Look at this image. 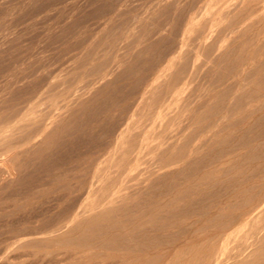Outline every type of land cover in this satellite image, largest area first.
Returning a JSON list of instances; mask_svg holds the SVG:
<instances>
[{"label":"rangeland","instance_id":"rangeland-1","mask_svg":"<svg viewBox=\"0 0 264 264\" xmlns=\"http://www.w3.org/2000/svg\"><path fill=\"white\" fill-rule=\"evenodd\" d=\"M225 12H227V16ZM200 22L202 23L200 24ZM249 23L250 26H248ZM214 26L216 27L214 28ZM245 26H247L248 33H246ZM208 29L210 30L208 31ZM222 40L223 42H221ZM248 40L250 43L247 42ZM262 52H264V0H0V120L8 122L7 124L12 122L26 124L28 117L25 115L19 118L16 113L18 109L26 106L28 101L34 103L32 108L34 114L42 115H44L47 106L50 107V103H48L50 97H53L51 102H55L58 97L64 98L65 95H68L67 103L70 105L76 98L87 101L83 110L69 109L64 113L63 127L66 129L69 127L70 132L57 145L55 141L60 133L56 131L58 130L56 125L59 124H55L58 121L55 119L53 127L56 130L51 133L55 139L45 150V153L39 155L42 158L37 155L31 156L32 158L30 156L21 158V155L18 154L28 143L31 144L32 141H35L28 139V133L32 130L30 125L25 128H16L9 133L7 131L10 126L5 123L0 124L2 132L7 129L6 133L0 136L1 141L6 135L9 136L6 146L4 142H0V169L4 165L8 167V173L0 174V241L7 237V233H5L8 228L6 227L7 222L8 225L10 222L15 225L25 221L29 225L45 227L48 231L54 230L56 222L60 219L68 224L83 199L82 188L87 187L95 165L99 168V176L94 179L96 183L95 195L85 201L82 210L89 209L94 203H106L109 194L115 193L114 197L117 198L109 217L98 218L102 220L97 222L98 219H96L90 225L82 224L75 228L72 226L66 234V239L53 241L50 247H33L35 250L50 253L46 257L36 259L24 256L20 250L11 249L9 243L1 242L0 264H8L9 261V264H30L32 261L35 262L32 264H122V262L123 264H176L177 262L191 264L201 253L213 250L214 247L209 244L210 242H194L193 246L179 248L175 256L170 254L165 258H157L156 255L164 248V244L159 242V235L164 232L154 228L167 221L203 219L206 212H209L207 216L212 219V222H207L208 225L214 226L221 220V217H213L216 216L213 213L220 209L227 214L247 210L250 205L245 200H250L261 190L260 184H264V170L261 171V168H264V135L259 136L260 133L264 134V120H262L264 119V115H262L264 114V94H259L264 92L261 89L262 86L264 88V53ZM195 54L196 56H194ZM229 54L234 57L228 56ZM82 55H87L89 61L82 64L79 60ZM236 56H240L239 59ZM200 58L203 59L200 60ZM215 60L217 61L215 62ZM199 62H202V66ZM239 69H242L245 74L249 73L253 76L244 80L242 77L232 75L235 70ZM156 73L162 74L160 78L161 92L153 96L151 101L149 100L150 106L146 107V110L141 115L139 114L140 116L138 114L132 116V122L135 124L126 133L124 140L126 137L127 143L128 141H136V143L140 141L145 126L149 125L155 119L157 112L164 108L167 101L166 94L170 90L179 93L176 102L177 108L171 105V112L166 119H163V126L147 135L148 140L146 141L149 144L144 149H140L141 153L133 167H130L133 165L132 163L118 166L123 150L112 151L114 138L123 123L130 117L132 108H135L137 99L146 84L156 76ZM259 74L260 77H258ZM256 77L258 78L255 79ZM253 81L261 83L258 86L257 82V86L262 92L254 93L257 86ZM49 82L53 83L54 91L47 99L39 102L38 98ZM252 83L253 85H251ZM227 85L231 88L227 89ZM247 88L252 92L246 90ZM212 89L214 90L212 91ZM248 93L252 98L248 97ZM252 93L253 95H251ZM73 94L76 96H72ZM242 94L245 96H239ZM258 96L261 97L258 98ZM205 98L206 101H204ZM216 98L218 100H215ZM241 98L244 99L241 100ZM250 100L251 102H249ZM236 103H238L237 106H235ZM244 103L246 104L243 105ZM256 105L260 107L257 108ZM197 106H199L198 109ZM256 108L259 110L257 113L254 112ZM216 109L222 111L218 110L219 112H217ZM227 110L232 111L229 113ZM237 110H239V114ZM249 110L253 112L252 115ZM246 113L248 117L245 115ZM207 114L208 116H206ZM205 116L207 118L204 119ZM193 117H196L193 122L198 119L200 125L208 124L210 126L208 129L201 130L193 128ZM255 118L257 119L254 121ZM209 121L211 122L209 123ZM215 122L217 123L215 124ZM116 126L118 127L114 128ZM235 129L237 131L234 132ZM202 130L204 131L202 132ZM197 131L199 133L194 136ZM242 133L244 137L241 135ZM247 136L249 137L246 138ZM173 137H176V143L180 142L186 145V154L194 150L188 154L190 162L173 158L177 152L175 148L167 149L165 156L161 157L156 146H152L153 143L155 145L168 138L170 141ZM206 138L208 140H205ZM244 138L246 141L248 139V142L250 139L251 141L247 143ZM18 140L21 141L18 142ZM204 140L207 142L202 146ZM242 141L243 147L240 146L243 143L239 144ZM238 144L242 148L238 147ZM198 146L200 148L195 150ZM222 149L225 151L222 152ZM226 150L227 152L231 150V153L225 154ZM216 151L218 153L221 151V153L218 154ZM206 152L207 155H205ZM100 160L102 162L98 164ZM189 164L193 165L189 166ZM257 164L260 166L258 169ZM253 166L257 170H253ZM5 168L1 171H6ZM83 168L86 169L85 173L82 172ZM130 168L132 169L130 170ZM217 170H221V172L217 173ZM250 170L255 172L251 173ZM190 171L192 172L190 173ZM247 173L249 175L243 177ZM212 174L213 176H211ZM175 175L177 177L174 179ZM158 176L159 178H157ZM252 176L254 177L250 179L249 177ZM121 177L123 178L121 179ZM164 177L167 178L162 180ZM2 178L7 182L1 180ZM241 178H245L246 181L244 179L242 181ZM170 179H172V183L169 186ZM157 181L159 183H156ZM233 181L240 183L237 184ZM78 182L81 184V188L79 196L76 197L70 189ZM119 182L123 183L119 185ZM230 182L233 185H229ZM159 184L163 186H159ZM211 184L212 186H210ZM66 185H71V187L62 190L61 186ZM224 185L227 186L223 187ZM116 190L118 191L115 192ZM145 192L149 193L145 195ZM193 200L197 204H194ZM193 209L199 210L194 211ZM168 216L170 217L166 218ZM260 218H264V212ZM13 224L9 226L12 227ZM138 225H142L144 230L136 231L134 228ZM248 229L249 226L242 228L243 232ZM147 232L150 234H144ZM202 234L204 236L205 232ZM164 235H167L166 232ZM125 238L127 239L124 241ZM128 238L132 240L129 241ZM250 240L248 239V241ZM135 248L136 250H134ZM4 250L7 254L4 253ZM188 251L189 253H187ZM49 260L51 261L49 262ZM248 261L252 264H264V255L261 252H255Z\"/></svg>","mask_w":264,"mask_h":264},{"label":"bare ground","instance_id":"bare-ground-1","mask_svg":"<svg viewBox=\"0 0 264 264\" xmlns=\"http://www.w3.org/2000/svg\"><path fill=\"white\" fill-rule=\"evenodd\" d=\"M209 1V0H208ZM218 1V0H217ZM220 3H221V1H219ZM228 2V1H227ZM224 3V2H223ZM239 4V3H238ZM207 5V4H206ZM213 5H215V4H213ZM212 5V6H213ZM230 6V5H229ZM228 6V7H229ZM211 7V6H210ZM214 7V6H213ZM215 7H216V5H215ZM243 7V6H242ZM241 7V8H242ZM225 8V7H224ZM204 9V8H203ZM207 9V8H206ZM205 9V10H206ZM235 9V8H234ZM233 9V10H234ZM243 9H245V8H243ZM243 9H241L242 11H244ZM204 10V11H205ZM212 10V9H211ZM226 10V9H225ZM232 10V11H233ZM237 10V9H236ZM239 10V9H238ZM258 10V9H257ZM208 11H209V9H208ZM215 11V10H214ZM222 11V10H221ZM224 11V10H223ZM242 11H241V13H242ZM205 12H207V11H205ZM228 12V11H227ZM227 12H225L226 13V16H227ZM245 12V11H244ZM231 13V12H230ZM261 13V12H260ZM209 14V13H208ZM220 14V13H219ZM229 14V13H228ZM234 14V13H233ZM239 14V13H238ZM248 14V13H247ZM202 15H204V14H202ZM230 15V14H229ZM232 15V14H231ZM249 15H250V13H249ZM207 16V15H206ZM206 16H204L205 18H206ZM237 16V15H236ZM242 16V15H241ZM114 17V16H113ZM222 17H223V15H222ZM238 17V16H237ZM243 17H244V15H243ZM191 18H192V16H191ZM198 18V17H197ZM219 18H220V16H219ZM224 18V17H223ZM189 20H190V18H188ZM188 19H187V22H188ZM240 19V18H239ZM252 19V18H251ZM194 20V19H193ZM206 20V19H205ZM216 20H217V17H216ZM245 20V19H244ZM247 20H248V18H247ZM195 22H196V20H194ZM193 21V22H194ZM201 21V20H200ZM204 21V20H203ZM207 21V20H206ZM214 21V20H213ZM219 21V20H218ZM227 21H228V19H227ZM227 21L225 22L226 24H227ZM241 21V20H240ZM243 21V20H242ZM241 21V22H242ZM79 22V21H78ZM217 22V21H216ZM220 22V21H219ZM253 22V21H252ZM251 22V23H252ZM202 22H200V24H201ZM218 23V22H217ZM240 23V22H239ZM256 23H257V21H256ZM186 24V23H185ZM204 24V23H203ZM241 24V23H240ZM247 24V23H246ZM186 25H188V24H186ZM193 25V24H192ZM210 25H212V24H210ZM215 25V24H214ZM236 25H238V24H236ZM252 25V24H251ZM256 25V24H255ZM198 26H200V25H198ZM217 26H219V25H217ZM240 26V25H239ZM243 26V25H242ZM248 26H250V23H249V25ZM253 26V25H252ZM188 27V26H187ZM202 27V26H201ZM216 26H214V28H215ZM223 27H224V25H223ZM229 27V26H228ZM230 27H232V26H230ZM246 27V30H247V26H245ZM197 28H199V27H197ZM196 28V29H197ZM208 28V27H207ZM220 28V27H219ZM218 28V29H219ZM236 28H237V26H236ZM239 28V27H238ZM206 29V28H205ZM204 29V30H205ZM230 29V28H229ZM228 29V30H229ZM233 29V28H232ZM184 30H185V28H184ZM190 30H192L191 28H190ZM189 30V31H190ZM207 30V29H206ZM210 29H208V31H209ZM240 30H241V28H240ZM116 31V30H115ZM196 31V30H195ZM217 31V30H216ZM227 31V30H226ZM198 32H200L199 30H198ZM218 32V31H217ZM239 32V31H238ZM249 31L247 30L246 31V33H248ZM261 32V31H260ZM193 33H195V32H193ZM203 33H204V31H203ZM206 33V32H205ZM233 33V32H232ZM235 33V32H234ZM108 34V33H107ZM196 34V33H195ZM198 34V33H197ZM211 34V33H210ZM215 34V33H214ZM73 35V34H72ZM202 35V34H201ZM204 35V34H203ZM254 35V34H253ZM112 36V35H111ZM184 36V35H183ZM221 36H223V35H221ZM249 36V35H248ZM182 37V36H181ZM180 37V38H181ZM211 37V36H210ZM117 38V37H116ZM185 38V37H184ZM192 38V37H191ZM202 38H204V37H202ZM201 38V39H202ZM187 39V38H186ZM189 39H190V37H189ZM211 39H213V37H211ZM210 39V40H211ZM248 39V38H247ZM99 40V39H98ZM182 39H180V41H181ZM192 40V39H191ZM198 40V39H197ZM193 41H195V40H193ZM192 41V42H193ZM225 41V40H224ZM252 41H254V39H252ZM251 41V42H252ZM182 42V41H181ZM188 42V41H187ZM191 42V43H192ZM202 42V41H201ZM204 42V41H203ZM213 42V41H212ZM221 42H223V40L221 41ZM247 42H249V40L247 41ZM183 43V42H182ZM210 43V42H209ZM250 43V42H249ZM193 45V44H192ZM220 45V44H219ZM247 45V44H246ZM251 45V44H250ZM202 46V45H201ZM221 46V45H220ZM224 46V45H223ZM243 46V45H242ZM241 46V47H242ZM184 47H185V45H184ZM190 47V46H189ZM188 47V48H189ZM197 47H198V45H197ZM200 47V46H199ZM208 47H210V46H208ZM207 47V48H208ZM216 47H217V45H216ZM246 47V46H245ZM179 48H180V46H179ZM179 48H177V49H179ZM183 48V47H182ZM225 48V47H224ZM223 48V49H224ZM251 48V47H250ZM181 49V48H180ZM190 49V48H189ZM210 49V48H209ZM208 49V51H210ZM213 49V48H212ZM194 50V49H193ZM199 50V49H198ZM205 50V49H204ZM217 50V49H216ZM222 50V49H221ZM237 50V49H236ZM183 51V50H182ZM195 51V50H194ZM193 51V52H194ZM218 51V50H217ZM223 51V50H222ZM221 51V52H222ZM245 51H246V49H245ZM109 52V51H108ZM177 52V51H176ZM184 52V51H183ZM213 52V51H212ZM211 52V53H212ZM247 52V51H246ZM105 53V52H104ZM178 53H179V51H178ZM184 53H186V52H184ZM207 53V52H206ZM214 53V52H213ZM242 53H243V51H242ZM261 53V52H260ZM262 53H264V52H262ZM197 54V53H196ZM196 54L194 55V56H196ZM203 54V53H202ZM209 54V53H208ZM208 54H207V56H208ZM217 54V53H216ZM244 54V53H243ZM248 54H249V52H248ZM179 55V54H178ZM188 55H190V54H188ZM187 55V56H188ZM215 55V54H214ZM213 55V56H214ZM232 55V54H231ZM239 55H241V54H239ZM74 56V55H73ZM177 56V55H176ZM203 56V55H202ZM205 56H206V54H205ZM212 56V55H211ZM210 56V57H211ZM212 56V57H213ZM228 56H230V54L228 55ZM242 56V55H241ZM171 57H173V56H171ZM218 57V56H217ZM219 57H220V55H219ZM230 57H232V56H230ZM229 57V58H230ZM234 57V56H233ZM232 57V58H233ZM238 59H239V57L240 56H236ZM121 58V57H120ZM209 58V57H208ZM228 58V59H229ZM246 58H247V56H246ZM94 59V58H93ZM125 59V58H124ZM169 59V58H168ZM167 59V60H168ZM184 59V58H183ZM183 59H180L181 61L183 60ZM203 59V58H202ZM201 58H200V60H202ZM213 59V58H212ZM217 59V58H216ZM227 59V60H228ZM237 59V60H238ZM79 60H80V62L83 64L85 61L87 62V61H89V57L87 56V55H82L80 58H79ZM95 60V59H94ZM173 60V59H172ZM171 60V61H172ZM177 60H178V58H177ZM192 60H194V59H192ZM209 60V59H208ZM233 60V59H232ZM243 60V59H242ZM246 60V59H245ZM124 61V60H123ZM142 61V60H141ZM170 61V60H169ZM211 61V60H210ZM209 61V62H210ZM217 60H215V62H216ZM229 61V60H228ZM239 61V60H238ZM104 62V61H103ZM167 62V61H166ZM178 62V61H177ZM208 62V63H209ZM219 62V61H218ZM170 63V62H169ZM180 63V62H179ZM178 63V64H179ZM200 63V65L202 66V62H199ZM234 63V62H233ZM116 64H118L117 62H116ZM134 64V63H133ZM164 64H167V63H165L164 62ZM163 64V65H164ZM172 64V63H171ZM236 64V63H235ZM240 64H242V63H240ZM261 64V63H260ZM169 65V64H168ZM167 65V66H168ZM198 65V64H197ZM206 65V64H205ZM229 65V64H228ZM243 65V64H242ZM95 66V65H94ZM117 66H119V65H117ZM155 66V65H154ZM178 66H180V65H178ZM191 66V65H190ZM216 66V65H215ZM227 66V65H226ZM241 66V65H240ZM262 66V65H261ZM162 67V66H161ZM174 67V66H173ZM176 67V66H175ZM229 67H230V65H229ZM237 67V66H236ZM256 67V66H255ZM191 68V67H190ZM210 68V67H209ZM161 69V68H160ZM171 69H173V68H171ZM171 69H170V71H171ZM192 69V68H191ZM190 69V70H191ZM228 69V68H227ZM235 69V68H234ZM244 69V68H243ZM263 69V68H262ZM261 69V70H262ZM55 70V69H54ZM167 71V70H166ZM173 71V70H172ZM231 71V70H230ZM160 72V71H159ZM167 72H169V71H167ZM166 72V73H167ZM180 72V71H179ZM193 72H196V71H193ZM160 73H162V72H160ZM160 73H156V76L155 77H153V79H151L147 84H146V86H145V88L143 89V91H142V93L140 94V96L138 97V95H137V97H138V99H137V102H136V105H135V108H132L133 109V111H132V113H131V115H130V117L129 118H127V120L124 122V121H122V122H124L123 123V125L121 126V128L119 129V131L117 132L118 134H117V136H116V138H114L115 140H114V143H113V149H112V151L113 152H115V151H117V150H119V149H122L123 150V155H122V157H120V163H119V165L118 166H122V165H126V164H128V163H132L133 165L132 166H130V167H133L134 166V163L136 164V162H137V160H138V158H139V155H140V149H144V147H146L149 143H148V141H146V140H148V134H150V132L152 131V132H154V131H156V128H161L162 126H163V119H166L167 117H168V115L170 114V109H171V105H174V107L176 106V102H177V100H178V98H177V95L179 94V93H177V92H175V91H173V90H170V91H168L167 92V101H166V104H165V106H164V108L162 109V110H160V111H158L157 112V114L155 115L156 117H154L155 119L149 124V125H147V126H145V128H144V130L142 131L143 132V136H142V138L140 139V141L139 142H137L136 143V141H132V142H130V141H128V143H127V141H126V137H125V140H124V136L126 135V133L127 132H129V130H130V128L135 124V122H132V116H135V115H141L142 113H143V111L144 110H146V107H148V106H150L149 105V100L151 101L152 100V98H153V96H156L159 92H161L160 90H161V87H162V83H161V81H160V78H161V75L162 74H160ZM182 73V72H181ZM183 74H184V72H183ZM182 74V75H183ZM192 74V73H191ZM194 75V74H193ZM223 75V74H222ZM221 75V76H222ZM232 75H236V76H238V77H242L244 80H246L247 78H249V76H253V74H251V75H249V73L248 74H245L244 72H243V70L242 69H239V70H235V73L234 74H232ZM231 75V76H232ZM184 76V75H183ZM186 76V75H185ZM262 76H263V74H262ZM170 77V76H169ZM258 77H260V74H259V76ZM258 77H256L255 79H257ZM222 78V77H221ZM231 78V77H230ZM264 78V77H263ZM262 77H261V79H263ZM224 79H226V78H224ZM145 80V79H144ZM221 80V79H220ZM93 81V80H92ZM98 81V80H97ZM105 81V80H104ZM177 80H175V82H176ZM242 81V80H241ZM252 81V80H251ZM250 81V82H251ZM260 81V80H259ZM259 81H257L258 83H259ZM263 81H264V79H263ZM53 82V81H52ZM65 82V81H64ZM178 82V81H177ZM182 82V81H181ZM223 82V81H222ZM236 82V81H235ZM254 82H256V81H253V83ZM255 83L256 84V86H257V84L258 83ZM262 82V81H261ZM105 83V82H104ZM253 83L251 84V85H253ZM46 84V83H45ZM44 84V85H45ZM53 84V83H52ZM52 84H51V82H49V83H47L46 85H45V87L43 88V90H42V95L40 94V97L38 98V101L40 102V101H42V100H44V99H47L48 97H49V95L54 91V89H53V87H52ZM65 84V83H64ZM112 84V83H111ZM182 84V83H181ZM180 84V85H181ZM261 83H259L258 84V86L260 85ZM184 85V84H183ZM223 85V84H222ZM229 85V84H228ZM226 86L227 87V89H228V87L229 88H231L230 86ZM238 85V84H237ZM264 85V84H263ZM258 86H257V88H256V90L254 91V93L257 91L258 93L259 92H262L261 90H260V88H258ZM100 87V86H99ZM225 87V88H226ZM233 87H234V85H233ZM252 87V89H255V87H253V86H250V88ZM218 88V87H217ZM82 89H84V88H82ZM179 89H181L180 87H179ZM185 89H187V88H185ZM223 89V88H222ZM261 89H263L264 90V88H263V86H262V88ZM79 90V89H78ZM81 90V89H80ZM177 90H178V88H177ZM214 89H212V91H213ZM226 90V89H225ZM230 90V89H229ZM246 90H249V91H251L250 89H246ZM245 90V91H246ZM141 91V90H140ZM179 91H181V90H179ZM183 91V90H182ZM224 91V90H223ZM243 91V90H242ZM226 92V91H225ZM252 92V91H251ZM250 92V93H251ZM181 93V92H180ZM223 93V92H222ZM221 93V94H222ZM246 93H247V91H246ZM245 93V94H246ZM250 93H248V97H249V94ZM214 94V93H213ZM226 94V93H225ZM227 94H228V92H227ZM244 94V93H243ZM239 95V96H245V95ZM259 94H261V95H263L264 94V92H262V93H259ZM219 95V94H218ZM222 95H224V93L222 94ZM236 95H237V93H236ZM251 95H253V93L251 94ZM256 95H258V94H256ZM72 96H76V95H72ZM116 96V95H115ZM210 96V95H209ZM220 96V95H219ZM235 96V95H234ZM233 96V97H234ZM264 96V95H263ZM262 96V97H263ZM114 97V96H113ZM158 97V96H157ZM183 97H184V95H183ZM186 97V96H185ZM221 97V96H220ZM219 97V98H220ZM227 97V96H226ZM247 97V96H246ZM255 97V96H254ZM261 97V96H260ZM259 96H258V98H260ZM209 98V97H208ZM249 98H252L251 96L249 97ZM248 98V99H249ZM258 98H256V99H258ZM61 99V100H60ZM136 99V98H135ZM184 99V98H183ZM231 99H232V97H231ZM231 99H230V101H231ZM239 99H240V97H239ZM238 99V100H239ZM244 98H241V100H243ZM256 99H254V100H256ZM49 101H48V103H50V107L49 106H47V108H46V111H44V115H42V114H34V112H33V106H34V103L32 102L31 103V101H28V104L26 105V106H23V107H21L20 109H18L17 110V116L19 117V118H22V117H24L25 115L28 117L27 118V122H26V124H23V123H11V124H7L8 122H3L2 120H0V124L1 123H5V125H9L10 126V129L7 131V132H9V133H11L12 131H14V129H16V128H25L26 126H31V128H32V130L28 133V139L30 140V141H32V140H35V141H32L31 142V144H29L28 143V145L26 146V147H24V148H22L20 151H19V155H21V158L22 157H26V156H36L37 155V157L39 156V155H41V154H43V153H45V150H47V148H48V146L51 144V142L55 139L54 138V136H51V133L53 132V131H55L56 129L53 127L54 125H53V122L55 121V119H57L58 121H56L55 122V124H59V125H56L57 126V128H58V130H56L57 132H59L60 134H59V136H58V139L55 141V142H57L56 143V145L57 144H59L60 143V140L62 139V138H64V137H67V135H69V132H70V130L67 128H64L63 126H64V121H65V119L63 118V116H64V113H66L69 109H71V110H83L84 109V106H85V104H86V99L84 100V101H82L83 99H78V98H76L75 100H73V102H72V104L70 105V103L68 104L67 102H68V95H65V97L64 98H62V96H60V97H58V99H55V102H51V101H53V97H50L49 99H48ZM215 100H218L217 98L215 99ZM221 100V99H220ZM247 100V99H246ZM254 100H252V101H254ZM264 100V99H263ZM63 101V102H62ZM72 101V100H71ZM135 101V100H134ZM204 101H206V98H205V100ZM245 101V100H244ZM243 101V102H244ZM111 102H113V101H111ZM110 102V103H111ZM187 102V101H186ZM215 102V101H214ZM242 102V101H241ZM249 102H251V100L249 101ZM207 103V102H206ZM211 103H213V102H211ZM223 103V105H224V102H222ZM231 104H233L232 102H230ZM229 103V104H230ZM200 104H201V102H200ZM237 104L238 103H236V105L235 106H237ZM246 103H244L243 105H245ZM262 104V103H261ZM260 104V105H261ZM186 105V104H185ZM204 105V104H203ZM226 105V104H225ZM241 105V104H240ZM264 105V104H263ZM263 105H262V107H263ZM200 106V105H199ZM199 106H197V109H198V107ZM229 106V105H228ZM202 107V106H201ZM200 107V108H201ZM215 107V106H214ZM230 107V106H229ZM255 107H257V105L255 106ZM254 107V108H255ZM258 107H260V106H258ZM257 107V108H258ZM176 108H177V106H176ZM199 108V109H200ZM228 108V107H227ZM232 108V107H231ZM237 108V107H236ZM238 108H239V106H238ZM257 108H256V110H254V112L255 113H257L259 110H257ZM189 109V108H188ZM194 109V108H193ZM192 109V110H193ZM196 109V110H197ZM214 109V108H213ZM233 109H235L234 107H233ZM253 109V108H252ZM260 109V108H259ZM262 109V108H261ZM70 110V111H71ZM195 110V109H194ZM212 110V109H211ZM219 109H216V111L217 112H219V111H222V110H219ZM225 110V109H224ZM240 110V109H239ZM239 110H237L238 111V114H239ZM242 110V109H241ZM240 110V111H241ZM228 111V110H227ZM232 111V110H231ZM230 111V112H231ZM250 111V110H249ZM248 111V112H249ZM253 111V110H252ZM215 112V111H214ZM216 112V113H217ZM224 112V111H223ZM229 112V111H228ZM229 112V113H230ZM247 112V113H248ZM251 112V111H250ZM249 112V113H250ZM213 113V112H212ZM215 113V114H216ZM235 113V112H234ZM245 113V112H244ZM247 113L245 114L246 116H247ZM248 113V114H249ZM252 113L253 112H251V115H252ZM155 114V113H154ZM191 114V113H190ZM224 114V113H223ZM225 114H226V112H225ZM139 115V116H140ZM262 115H264V114H262ZM262 115H260V116H262ZM206 116H208V114L206 115ZM203 117L204 119L205 118H207V117ZM210 116V115H209ZM8 117H10V116H8ZM229 117V116H228ZM240 117V116H239ZM248 117V116H247ZM258 117V116H257ZM87 118V117H86ZM85 118V119H86ZM196 117H193L192 118V122H193V120L195 119ZM219 118V117H218ZM221 118V117H220ZM219 118V119H220ZM259 118V117H258ZM261 118H263V116L261 117ZM1 119V118H0ZM191 119V118H190ZM202 119V118H201ZM239 119V118H238ZM245 119V118H244ZM257 118H255L254 119V121L256 120ZM260 119V118H259ZM148 120V119H147ZM189 120V119H188ZM216 120H217V117H216ZM243 120V119H242ZM262 120H264V119H262ZM261 120V121H262ZM118 121V120H117ZM156 121H158V122H156ZM190 121V120H189ZM201 121V120H200ZM260 121V122H261ZM211 121H209V123H210ZM217 122H218V120H217ZM217 122H215V124L217 123ZM238 122V121H237ZM208 123V122H207ZM238 123H240V122H238ZM252 123H254L255 124V122H253L252 121ZM104 124V123H103ZM201 123H199L198 122V119H196V121H194L193 122V125H194V127L193 128H197V129H208V126H210V125H208V124H202V125H200ZM214 124V123H213ZM223 124V123H222ZM257 124V123H256ZM245 125V124H244ZM250 125H253V124H250ZM250 125H249V127H250ZM52 126V127H51ZM214 126V125H213ZM225 126V125H224ZM230 126V125H229ZM229 126H227V127H229ZM233 126V125H232ZM257 126H260V125H257ZM51 127V128H50ZM118 126H116V127H114V128H117ZM184 127V125L181 127V130H182V128ZM212 127V126H211ZM226 127V126H225ZM243 127V126H242ZM253 128H254V126H252ZM99 129V128H98ZM221 129V128H220ZM6 130L7 129H5L3 132H2V130H1V126H0V136L3 134V133H6ZM180 130V129H179ZM199 130V131H200ZM247 130V129H246ZM261 130V129H260ZM263 130V129H262ZM11 131V132H10ZM98 131V130H97ZM199 131H197V132H195L196 133V135H194V136H197V133H199ZM204 130H202V132H203ZM235 131H237L236 129L234 130V132ZM248 131H249V129H248ZM251 131V130H250ZM99 132V131H98ZM115 132V131H114ZM179 132V131H178ZM177 132V133H178ZM232 132V131H231ZM8 133V134H9ZM116 133V132H115ZM114 133V134H115ZM200 133H201V131H200ZM244 133V132H243ZM243 133L241 134V135H243ZM26 134V133H25ZM232 134V133H231ZM245 134V133H244ZM177 135V134H176ZM176 135H174V136H176ZM199 135V134H198ZM203 135V134H202ZM246 135V134H245ZM262 136V135H264V134H259V136ZM200 136V135H199ZM218 136V135H217ZM229 136V135H228ZM252 136H254V135H252ZM252 136H251V138H252ZM260 136V137H261ZM131 137V136H130ZM243 137H244V135H243ZM249 136H247L246 138H248ZM39 138V139H38ZM127 138H129V137H127ZM165 138V137H164ZM171 138V137H170ZM208 138V137H207ZM205 139V140H208V139ZM246 138H244L245 139V142H247V143H249L250 141H251V139L249 140V142H248V139H247V141H246ZM169 139V138H168ZM168 139H166V140H163V141H160V142H158V143H156L155 145H154V143L152 144V146H156V149L158 150V154L159 155H161V157L162 156H165L164 154L167 152V149H172V148H175V149H177V152L175 153V157H173V158H180L181 160L183 159L184 161L185 160H187L188 162H190L191 160H189V158H188V154L191 152L192 153V151H194V150H191V151H189V153L188 154H186V152H185V144L184 143H176V137H173L170 141H168ZM195 139H196V137H195ZM213 139V138H212ZM221 139V138H220ZM224 139V138H223ZM239 139V138H238ZM244 139H243V141H244ZM254 140H257V139H255V138H253ZM8 140H9V136L8 135H6L5 136V138H4V140H2L1 141V137H0V142H4V145L6 146L7 145V142H8ZM37 140V141H36ZM80 140V139H79ZM90 140V139H89ZM151 140V139H150ZM187 140V139H186ZM193 140H194V137H193ZM202 141L203 143H202V146L203 145H205L206 144V142L207 141ZM242 140V139H241ZM253 140V141H254ZM21 141V140H20ZM19 140H18V142H20ZM87 141V140H86ZM191 141V140H190ZM240 141V140H239ZM243 141L241 142V143H239V144H242L243 143ZM252 141V142H253ZM80 142H82V141H80ZM189 142V141H188ZM213 142V141H212ZM221 142V141H220ZM126 143H127V145H126ZM185 143H186V141H185ZM219 143V142H218ZM264 143V142H263ZM72 144V143H71ZM209 144H210V142H209ZM208 144V145H209ZM212 144V143H211ZM223 144V143H222ZM221 144V145H222ZM229 144V143H228ZM239 144H238V147H240V146H244V143H243V145H240L239 146ZM8 145H10L9 143H8ZM151 145V144H150ZM149 145V146H150ZM200 145V144H199ZM218 145V144H217ZM220 145V146H221ZM226 146V145H225ZM98 147V146H97ZM215 147V146H214ZM213 147V148H214ZM242 147H240V148H242ZM200 148V146H198V147H196V149L195 150H198ZM208 148V147H207ZM231 148H232V146H231ZM256 148H257V145H256ZM228 149V148H227ZM205 150V149H204ZM210 150H212V149H210ZM252 150H254V149H252ZM251 150V151H252ZM261 150V149H260ZM3 151V150H2ZM223 151H225V149H222V152ZM248 151V150H247ZM56 152H58V151H56ZM217 152V151H216ZM230 153H231V150L229 151ZM229 152H227V150H226V153L225 154H227V153H229ZM237 152V151H236ZM110 153V152H109ZM208 153H211V152H209L208 151ZM218 153V152H217ZM221 153V151L218 153V154H220ZM223 153V154H224ZM83 154V153H82ZM223 154H221V155H223ZM224 154V155H225ZM244 154V153H243ZM242 154V155H243ZM249 154H251V153H249ZM254 154H256V153H254ZM262 154V153H261ZM14 155V154H13ZM103 155V154H102ZM112 155H114L113 153H112ZM205 155H207V152H206V154ZM214 155V154H213ZM213 155H211V156H213ZM253 155V154H252ZM251 155V156H252ZM101 156V155H100ZM106 157H107V155H105ZM209 156V155H208ZM208 156H207V158H208ZM210 156V157H211ZM247 156V155H246ZM249 156V155H248ZM259 156H261V155H259ZM6 158H7V155L5 156ZM39 157H41V156H39ZM216 157H217V155H216ZM20 158V159H21ZM29 158V157H28ZM32 158V157H31ZM30 158V159H31ZM36 158V157H35ZM42 158V157H41ZM103 158H104V156H103ZM102 158V159H103ZM195 158V157H194ZM193 158V159H194ZM212 158V157H211ZM211 158H209L210 159V161H211ZM214 158V157H213ZM212 158V159H213ZM245 158V157H244ZM252 158V157H251ZM250 158V159H251ZM255 158V157H254ZM34 159V158H33ZM37 159H39V158H37ZM59 159V158H58ZM65 159V158H64ZM179 159V160H180ZM216 158H214V160H215ZM247 159V158H246ZM261 159V158H260ZM263 159V158H262ZM29 160V159H28ZM217 160V159H216ZM243 160V159H242ZM248 160V159H247ZM31 161V160H30ZM81 161V160H80ZM92 161V160H91ZM198 162H199V160H197ZM207 161V160H206ZM209 161V162H210ZM98 162V161H97ZM102 161L100 160V162L98 163V164H100ZM110 162H111V160H110ZM208 162V163H209ZM214 162V161H213ZM217 162V161H216ZM229 162V161H228ZM227 162V163H228ZM241 162V161H240ZM239 162V163H240ZM3 163V162H2ZM18 163V162H17ZM193 163V162H192ZM196 163V162H195ZM29 164V163H28ZM48 164V163H47ZM58 164V163H57ZM57 164H56V166H57ZM78 164V163H77ZM97 164V163H96ZM188 164V163H187ZM1 165H3V164H1ZM17 165V164H16ZM59 165V164H58ZM63 165H64V163H63ZM185 165H186V163H185ZM191 165H193V164H189V166H191ZM212 165V164H211ZM222 165V164H221ZM5 166V165H4ZM2 167L1 169H3V168H5V167ZM108 166H110V165H108ZM207 166V165H206ZM238 166H240L239 164H238ZM263 166H264V164H263ZM256 167H257V169H258V167H260V166H258V164L256 165ZM7 168L8 167H6L5 169H6V171H1V169H0V174L2 175L3 173H5V172H7L8 173V171H7ZM20 168V167H19ZM26 168V167H25ZM74 168V167H73ZM181 168V167H180ZM179 168V170L181 171V169ZM185 168V167H184ZM192 168H195V167H192ZM191 168V169H192ZM199 168V167H198ZM223 168V167H222ZM249 168V167H248ZM132 168H130V170H131ZM191 169H188V170H191ZM225 169V168H224ZM253 170L254 169H256V168H254V166H253V168H252ZM251 169V170H252ZM256 169V170H257ZM262 170L261 171H263L264 170V168L262 167L261 168ZM24 170V169H23ZM45 170V169H44ZM58 170V169H57ZM86 169L85 168H83L82 169V172L83 173H85L84 171H85ZM108 170V169H107ZM129 170V169H128ZM127 170V171H128ZM129 170V171H130ZM178 170V171H179ZM187 170V169H186ZM195 170V169H194ZM219 170V169H218ZM216 171L217 173L219 172H221V170L220 171ZM250 170V171H251ZM260 170V169H259ZM258 170V171H259ZM20 171V170H19ZM185 171V170H184ZM249 171V172H250ZM170 172V171H169ZM168 172V174H170ZM187 172V171H186ZM192 171H190V173H191ZM196 172L198 173V171L196 170ZM223 172H225V171H223ZM222 172V173H223ZM242 172V171H241ZM254 173L255 171H251V173ZM128 173V172H127ZM178 173V172H177ZM176 173V174H177ZM190 173H188V174H190ZM226 173V172H225ZM224 173V174H225ZM167 174V175H168ZM208 175L209 174H211V173H207ZM241 174V173H240ZM125 175V174H124ZM179 175V174H178ZM185 175V174H184ZM249 174L247 173V175L245 176H243V177H247ZM251 175V174H250ZM256 175H257V173H256ZM10 176V175H9ZM57 176V175H56ZM99 176V168H98V166L97 165H95V168L92 170V175H91V177H90V179H89V181H88V185H87V187L86 188H82L83 189V191H82V195H83V199H82V201H81V203L80 204H78V207H77V210H76V212L71 216V218H70V220L68 221V224H67V222H64V220H62V219H60V220H58L57 222H56V225H55V228H54V230H52V231H48L47 230V228H45V227H37L35 224L34 225H29V223H27V222H25V221H23V222H21V223H17V224H13L12 222H10V224H13L12 225V227L11 226H9L7 223H6V227H8L6 230H5V233H7V237L6 238H4L3 240L1 239V241H0V243L1 242H5V243H9L10 244V247H11V249H17V250H20L21 251V253L24 255V256H27V257H33V258H43V257H46V255H48V254H50V253H46V251H43V250H35L33 247H42V248H45V247H50L51 246V243L53 242V241H57V240H64V239H66L67 237H66V234L69 232V230H71V228H72V226L75 228V227H77V226H79V225H82V224H88V225H90V224H92L93 222H95V220L96 219H98V218H105V217H109L110 216V214L112 213V206L115 204V202L117 201V198H115L114 197V195H115V193H112V194H109L108 195V198H107V200H106V203L104 202L103 204H98V203H94V204H92L91 205V207L89 208V209H87V210H85V209H83L82 210V206L84 205V203H85V201L87 200V199H89V198H91L93 195H95L94 193H95V187H96V183L94 182V179H96L97 177ZM191 176H192V174H191ZM211 176H213V174L211 175ZM236 176H239V175H236ZM177 176L175 175L174 176V179L176 178ZM254 176H252V177H249L250 179L251 178H253ZM123 177H121V179H122ZM157 178H159V176L157 177ZM167 178V177H166ZM165 177L164 178H162V180L163 179H166ZM180 178V177H179ZM185 178H186V176H185ZM249 178H248V180H249ZM56 179V178H55ZM102 179V178H101ZM101 179H100V181H101ZM173 179V178H172ZM172 179H170V183L168 182V184H169V186H170V184L172 183L171 182V180ZM181 179V178H180ZM240 179V178H239ZM242 179V178H241ZM244 180H245V178H243ZM242 179V181H244ZM1 180H5L6 181V179H1ZM178 180V179H177ZM4 181V182H5ZM53 181V180H52ZM246 181V180H245ZM7 182V181H6ZM99 182V181H98ZM164 182V181H163ZM234 183H237V184H239L240 182L238 181H233ZM120 183L122 184L123 182H119V185H120ZM156 183H159L158 181L156 182ZM221 183V182H220ZM231 183V182H230ZM229 183V185H233L232 183L230 184ZM150 184V183H149ZM155 184V183H154ZM163 184V183H162ZM167 184V185H168ZM175 184V183H174ZM7 185V184H6ZM180 185V184H179ZM222 185V184H221ZM228 185V184H227ZM227 185H224L223 187H226ZM228 185V186H229ZM261 186H262V188H261V190H259L258 191V193L256 194V195H253V197L250 199V200H248V201H246L245 200V202L246 203H249V208L247 209V210H242V211H238V212H234V213H224L223 211H220V210H218V211H216L215 213H213V215L214 214H216V216L214 215H212L213 217H221V220L218 222V223H216L214 226H211V225H208V221L210 222H212V219L209 217V216H207V215H209V212H206L205 214H206V216H205V218H197V219H190V220H178V221H167V222H164V223H160L159 225H158V227H155L154 229H157V230H160V232L162 231V232H166V236L164 235V233L162 234H160L159 236V238H160V240H159V242L160 243H163L164 244V248L162 249V251L159 253V254H157L156 255V257L157 258H165V257H167L168 255H170V254H172V256H175V254H176V251L179 249V248H181V247H183V246H189V245H192L194 242H210L209 244H211L213 247H214V249L213 250H211L210 252H203V253H201V255L197 258V259H195L191 264H252V263H248L249 261V258L256 252H261L263 255H264V218H260V215L264 212V184H260ZM151 186H153V185H151ZM150 186V187H151ZM156 186V185H155ZM159 186H163V185H161V184H159ZM159 186H157V187H159ZM177 186V185H176ZM210 186H212V184L210 185ZM2 187V186H1ZM3 187H4V185H3ZM60 187V186H59ZM71 187V185H66V186H64V187H62L61 186V189L63 190V189H68V188H70ZM173 187V186H172ZM221 187V186H220ZM238 187V186H237ZM80 188H81V184L78 182V183H75L73 186H72V188L70 189V191H71V193L74 195V196H76V197H78L79 196V192H80ZM149 188V187H148ZM209 188V187H208ZM207 188V189H208ZM3 189V188H2ZM147 189V188H146ZM146 189H144V190H146ZM165 189V188H164ZM169 189V188H168ZM167 189V190H168ZM229 189V188H228ZM234 189V188H233ZM100 190V189H99ZM102 190H104V189H102ZM143 190V191H144ZM166 190V191H167ZM212 190V189H211ZM210 190V191H211ZM224 190V189H223ZM12 191V190H11ZM118 190H116L115 192H117ZM142 191V192H143ZM198 191H200V190H198ZM215 191V190H214ZM213 191V192H214ZM231 191V190H230ZM229 191V193H231ZM141 192V193H142ZM162 192V191H161ZM170 192V191H169ZM192 192V191H191ZM197 192V191H196ZM16 193V192H15ZM21 193V192H20ZM36 193V192H35ZM70 193V194H71ZM130 193V192H129ZM144 193V192H143ZM142 193V194H143ZM149 193V192H148ZM148 193H146L145 192V195L146 194H148ZM160 193V192H159ZM158 193V194H159ZM221 193H222V188H221ZM225 193V192H224ZM72 194H71V196H72ZM78 194V195H77ZM141 194V195H142ZM168 194V193H167ZM166 194V195H167ZM210 194V193H209ZM218 194V193H217ZM216 194V195H217ZM160 195H162V194H160ZM164 195V194H163ZM211 195H213V194H211ZM210 195V196H211ZM223 195V194H222ZM14 196V195H13ZM28 196V195H27ZM152 196V195H151ZM155 197H156V194L154 195ZM186 196V195H185ZM189 196V195H188ZM202 196V195H201ZM204 196H206V194H204ZM215 196V195H214ZM218 197H220V196H218ZM21 198V197H20ZM80 198V197H79ZM150 198V197H149ZM203 198V197H202ZM222 198V197H221ZM153 199V198H152ZM183 199V198H182ZM205 199H207L206 197H205ZM204 199V200H205ZM212 199V198H211ZM214 199V198H213ZM215 199H216V197H215ZM241 199V198H240ZM5 200V199H4ZM59 200V199H58ZM77 200V199H76ZM139 200V199H138ZM200 200H201V198H200ZM203 200V201H204ZM217 201H218V199H216ZM11 201V200H10ZM75 201V200H74ZM195 201H196V199H195ZM210 201V200H209ZM16 202V201H15ZM72 202H73V200H72ZM76 202V201H75ZM145 202V201H144ZM146 202H147V199H146ZM193 202H194V200H193ZM202 202V201H201ZM214 202H216V201H214ZM44 203V202H43ZM141 203H142V201H141ZM152 203V202H151ZM213 203V202H212ZM232 203V202H231ZM245 203V204H246ZM138 204H140L139 202H138ZM149 204V203H148ZM194 204H197L196 202H194ZM244 204V203H243ZM40 206H41V203L39 204ZM38 205V206H39ZM71 205V204H70ZM186 205V204H185ZM216 205V204H215ZM234 205H235V203H234ZM234 205H233V207H234ZM237 205V204H236ZM136 206H137V204H136ZM191 206H192V203H191ZM190 206V208H192ZM205 206H207V205H205ZM213 206V205H212ZM242 206V205H241ZM8 207H10V206H8ZM7 207V208H8ZM33 207V206H32ZM70 207V206H69ZM72 207V206H71ZM174 207V206H173ZM172 207V208H173ZM184 207V206H183ZM183 207H181V208H183ZM194 207V206H193ZM225 207V206H224ZM229 207H232V206H229ZM62 208V207H61ZM129 208V207H128ZM180 208V209H181ZM187 208H189V207H187ZM204 208H206V207H204ZM2 209H3V207H2ZM43 209V208H42ZM218 209V208H217ZM136 210V209H135ZM186 210V209H185ZM185 210H183V211H185ZM187 210H189V209H187ZM194 210V209H193ZM199 210V209H198ZM198 210H194V211H198ZM35 211V210H34ZM43 211V210H42ZM169 211V210H168ZM192 211V210H191ZM190 211V212H191ZM193 211V212H194ZM10 212V211H9ZM132 212V211H131ZM130 212V213H131ZM180 212V211H179ZM14 213H15V211H14ZM40 213V212H39ZM133 213V212H132ZM181 213V212H180ZM188 213H189V211H188ZM9 214V213H8ZM176 214V213H175ZM186 214V213H185ZM192 214V213H191ZM173 215V214H172ZM171 215V216H172ZM184 215V214H183ZM1 217H2V214H1ZM4 217V216H3ZM19 217V216H18ZM38 217H39V215H38ZM51 217V216H50ZM170 216H168V217H166V218H169ZM49 219V218H48ZM6 220V219H5ZM18 220V219H17ZM44 220V219H43ZM52 220V219H51ZM50 220V222H52V221H54V220H52L51 221ZM99 220H102V219H98L97 220V222L99 221ZM126 220V219H125ZM9 221V220H8ZM41 221V220H40ZM14 222V221H13ZM120 222V221H119ZM49 223V222H48ZM30 224H32V223H30ZM44 225V224H43ZM4 226V225H3ZM3 226H1L2 228H3ZM142 225H138V226H136L134 229L136 230V231H143L144 229H142V227H141ZM244 226H249V229L247 230V231H244L243 232V230H242V228L244 227ZM211 227V228H210ZM210 230H209V229ZM203 232H205V235L203 236ZM2 233H3V231H2ZM149 232H147V233H144V234H148ZM150 234V233H149ZM97 235V234H96ZM134 235V234H133ZM95 236V235H94ZM158 236V235H157ZM97 237H98V235H97ZM151 237V236H150ZM153 237V236H152ZM136 238V237H135ZM138 238V237H137ZM127 238H125V239H123L124 241L126 240ZM129 239V238H128ZM133 239H134V237H133ZM248 239H251L250 241H248ZM130 240H132V239H129V241ZM151 240V239H150ZM135 241V240H134ZM158 241V240H157ZM141 242V241H140ZM153 242V241H152ZM65 243V242H64ZM106 243H107V241H106ZM155 243H156V241H155ZM56 244V243H55ZM108 244V243H107ZM260 244H262V245H260ZM79 245V244H78ZM102 245H104V244H102ZM106 245V244H105ZM87 246V245H86ZM139 246V245H138ZM193 246V245H192ZM65 247H66V245H65ZM122 247V246H121ZM134 247H136L135 245H134ZM105 248H106V246H105ZM130 248V247H129ZM148 248V247H147ZM153 248V247H152ZM190 248H191V246H190ZM2 249V248H1ZM10 249V248H9ZM133 249V248H132ZM184 249H186V248H184ZM6 250V249H5ZM5 250H4V253H6L5 252ZM110 250V249H109ZM134 250H136V248L134 249ZM15 251V250H14ZM183 251V250H182ZM185 251V250H184ZM187 251V250H186ZM190 251V250H189ZM189 251L187 252V253H189ZM54 252V251H53ZM68 252V251H67ZM135 252V251H134ZM178 252V251H177ZM86 253V252H85ZM7 254V253H6ZM5 254V255H6ZM183 254V253H182ZM181 254V255H182ZM99 255V254H98ZM186 255V254H185ZM184 255V256H185ZM15 257V256H14ZM71 257V256H70ZM183 257V256H182ZM2 258V257H1ZM0 258V259H1ZM3 258H4V255H3ZM16 258H18V257H16ZM26 258V257H25ZM68 258V257H67ZM22 259H24V258H22ZM73 259V258H72ZM77 259V258H76ZM75 259V260H76ZM169 259V258H168ZM11 260V259H10ZM21 260V259H20ZM64 260V259H63ZM174 260H176V259H174ZM51 260H49V262H50ZM228 261V262H227ZM34 261H32L30 264H32ZM41 262V261H40ZM61 262V261H60ZM59 262V263H60ZM124 262H126V261H124ZM168 263H169V261H167ZM174 262V261H173ZM9 263H10V261H9ZM8 263V264H9ZM35 263V262H34ZM117 263V262H116ZM175 263V262H174ZM47 264V263H46ZM56 264V263H55ZM58 264V263H57ZM97 264V263H96ZM114 264V263H113ZM122 264H123V262H122ZM176 264H185L184 262H177Z\"/></svg>","mask_w":264,"mask_h":264}]
</instances>
